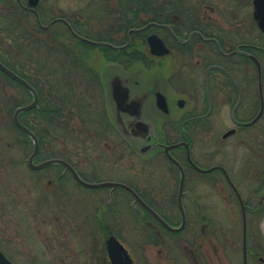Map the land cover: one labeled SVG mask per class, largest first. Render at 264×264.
Returning a JSON list of instances; mask_svg holds the SVG:
<instances>
[{"label": "rangeland", "instance_id": "374dc122", "mask_svg": "<svg viewBox=\"0 0 264 264\" xmlns=\"http://www.w3.org/2000/svg\"><path fill=\"white\" fill-rule=\"evenodd\" d=\"M75 2L62 0L61 6L65 12L83 7ZM111 7L114 6L105 2L96 3V18L85 21L96 30V33H90L92 29L87 28L88 38L104 35L105 28L109 22L112 23L104 18L105 13L111 12ZM49 22L46 21L47 24ZM9 23L7 18L0 19V57L17 63V69L31 77L40 74L41 80L33 79L34 83L40 87L46 85V81L51 87L54 85L57 102L59 105L64 102L68 112L72 113L71 116L65 115L64 126L55 130L56 135L46 142L43 157L37 161L64 156L89 182L119 180L148 192L149 196L145 198L173 226H177L180 211L170 205V184L173 180L169 179L173 178L171 175L174 173L170 163L162 154L143 156L139 148H130L116 132L101 131L102 118L106 120L108 117L94 106L92 110L89 109L90 98L83 89H76L72 93L70 87L76 88V84L64 82L62 74L65 69L55 62L60 55L55 38L48 41L45 59L43 54L40 56L44 52L41 48L25 42V28H11ZM60 30H64V34L71 39L66 28L60 25L53 26L48 35L53 33L55 36ZM18 52L21 58L14 62L13 56ZM261 59L264 66V54ZM30 60H35V63L26 66ZM54 70L59 71V75L50 81L43 78L44 74ZM30 102V94L0 72V248L13 263L105 264L102 253L98 251L109 233L113 232L128 249L134 264H193L185 249L186 243L202 242V228L208 225L205 232H214L213 242L218 249L201 252V264H243L241 207L221 174L190 172L185 179V187L190 193L185 199L187 229L181 233L159 229L162 238L158 239L144 223L146 214L134 204L133 198L125 190L118 189V192L125 194L111 198L117 208L110 210L112 207H105L109 200L107 194L103 196L101 189L81 186L70 174L62 176V168L30 169L27 160L33 148L24 143V138L17 133L13 124L14 110ZM193 103L194 100L192 106ZM225 109L226 114L230 115L231 107ZM223 134L192 133L194 159L202 167L222 165L229 171L242 200L253 208L247 214L248 264H264V134L252 133L255 140L251 148L240 146L237 137L220 143ZM173 179L176 186L178 177ZM102 209L110 212L105 221L108 227L103 229L94 220V217L97 221L102 218ZM75 214L79 216L78 222L74 221ZM94 237L96 240H93Z\"/></svg>", "mask_w": 264, "mask_h": 264}, {"label": "flooded vegetation", "instance_id": "af4514ba", "mask_svg": "<svg viewBox=\"0 0 264 264\" xmlns=\"http://www.w3.org/2000/svg\"><path fill=\"white\" fill-rule=\"evenodd\" d=\"M60 1L0 0V19L7 18L11 28H25V42L41 48L44 52L40 56L43 54L45 59L48 41H54L55 38L60 53L55 62L61 67L71 66L74 69L71 82L76 84V88H71L72 93L76 89H83L90 98L89 109L94 106L109 118H102L103 122L99 126H102L101 131L116 132L130 148H139L143 156L152 154L156 157L162 154L170 163L174 169L171 176L178 177L179 181L175 188V179H169L173 180V184H170V205L180 211L181 197L187 218L181 232L185 231L188 225L185 199L190 195L185 187V179L190 172L207 175L219 173L228 183L221 170L202 173L191 164L192 161L203 170L224 167L214 165L205 168L196 162L192 133L224 132L220 143L230 137H237L240 146L250 148L254 147L255 140L252 133L264 134V66L261 59L264 54V32L256 19V0H75V4H82L83 7L72 12H65ZM100 2L114 6L104 16L106 21L112 23L109 22L103 36L98 34L96 38H88L87 28L92 29L90 33H96V30L85 21L96 18L95 5ZM47 20H50L48 24ZM127 20H135V23L129 26ZM54 21L56 23L47 28ZM55 25L66 28L71 39L64 34V30L55 33V36L53 33L48 35ZM65 38L72 45L65 44ZM69 46L75 59L73 61L64 57ZM160 48L166 49L167 53H153L154 49ZM18 53L13 56L14 62L21 58ZM252 57L258 58L262 65V97L258 71ZM33 63L35 60L27 61L26 66ZM13 66L17 67V63H13ZM97 98L99 100L95 101ZM229 106L231 112L227 115L225 108ZM102 114L100 117H103ZM68 162L87 181L71 161ZM55 168H62V176L70 174L77 182L65 168ZM104 182L127 185L172 225L145 198L149 196L148 192L119 180ZM99 189L104 192L103 196H109L107 204L105 200V207H112L110 210L117 208L111 198L125 194L118 192V189L123 188ZM129 196L132 197L131 194ZM135 205L146 214L144 223L156 233L158 239L162 238L159 229L170 232L141 203ZM252 209L245 203L246 214ZM100 213V222L96 217L94 220L101 229L107 228L105 221L110 212L102 209ZM74 219L78 222V214H75ZM181 224L180 213V223L175 227ZM205 228L208 225L202 228V242L186 243L185 249L193 264H201V252L218 249L213 242L214 232L207 233ZM111 236L124 245L121 239L110 232L98 251L102 253L105 264H111L107 251V241Z\"/></svg>", "mask_w": 264, "mask_h": 264}, {"label": "water", "instance_id": "95a60500", "mask_svg": "<svg viewBox=\"0 0 264 264\" xmlns=\"http://www.w3.org/2000/svg\"><path fill=\"white\" fill-rule=\"evenodd\" d=\"M256 10H257L256 19L258 21L260 29L264 32V0H256ZM55 23H56V21L52 22L47 28H49L51 25H53ZM159 44L163 45V43H161V42ZM153 53H155L157 55H163V54L167 53V50L163 49V48H160L159 50L154 49ZM252 58L254 59V61L256 63V67H257V71H258V78H259V89H260V94L262 97L263 96L262 65H261V62L257 58H255V57H252ZM0 71L2 73H4L7 77H9L10 79L17 82L23 88H25L33 97V100L30 104L17 108L16 111L14 112V115H13V122H14L15 126L20 131H22L24 134H26L30 138L31 142L33 143V151L31 153L30 157L28 158V165L31 169L38 171V170L45 169L49 166L60 165V166H63L65 168V171H69L72 174V176L74 177V179L80 185H82L86 188H90V189H99V188H106V187L123 188V189L127 190L133 196V198L135 199L134 203H137V202L141 203L145 207V209L148 212H150L152 214V216L154 218H156L166 229H168L171 232H175V233H178L184 229L185 224H186V215H185V211L183 209L182 203H181V197L179 198V200H180L179 201V205H180L179 208H180V212L182 215V224L180 227L174 228V227L170 226L167 222H165V220H163V218H161V216L159 214H157L153 209H151L147 204H145L141 200V198L135 193V191H133L127 185L120 184V183H114V182L89 183V182L85 181L84 179H82L79 176V174L75 171V169L68 162H66L63 159H49V160H46L42 163L36 164L35 159L37 158L39 151H40L39 138L36 136V134L33 131H31L29 128H27L25 125H23L21 123L20 115L23 113L29 112V111L38 107L39 94L36 91V89L28 81H26L24 78L20 77L18 74L13 72L11 69H9L7 66H5L1 61H0ZM256 120H254V122ZM167 154H168V152H167ZM168 156H170V155L168 154ZM171 159L177 166H179L181 168V165L176 160H174L173 158H171ZM189 159H190V155H189ZM191 164L195 167L196 170H198L202 173H211V172L216 171V170H221L225 174V177H226L229 185L233 188L234 192L236 193L237 198L241 204L242 215H243V262H244V264H248V257H247V215H246V210H245V204L242 200V197H241L239 191L237 190V188L235 187V185L231 181L229 174L227 173L225 168L220 167V166H216V167L210 168L208 170H203V169H200L197 166H195L192 161H191ZM183 183H184V176L182 175L181 187H183ZM263 183H264V180H263ZM262 202H264V197H262ZM107 251H108V256H109L111 264H134L133 259L131 258L127 249L114 236H111L107 241ZM0 264H13L1 249H0Z\"/></svg>", "mask_w": 264, "mask_h": 264}, {"label": "trees", "instance_id": "16d2710c", "mask_svg": "<svg viewBox=\"0 0 264 264\" xmlns=\"http://www.w3.org/2000/svg\"><path fill=\"white\" fill-rule=\"evenodd\" d=\"M134 23H135V20H127V25H129V26L130 25L132 26ZM9 25H11V23H9ZM15 27H16V24H15ZM68 43L70 45H72L71 42L68 41ZM65 44H67V42ZM262 56H263V54H262ZM64 57H67V60H70V61L75 60L70 46L66 47V52L64 53ZM0 61L3 64H5L8 68H10L12 71L17 73L19 76H21L22 78H24L25 80L30 82L36 88V90L38 91V93L40 95L39 107L21 115L22 123L26 127H28L30 130H32L37 135V137L39 138L40 146H41L40 153H39V156L37 159V160H39L40 157H43L46 142L49 141V139L51 137H54L56 135L55 130L58 131L59 126H61V127L64 126L63 119L65 118V115L71 116L72 113L70 111L68 112V109L65 106L64 102H62L63 105H59V103L57 102L58 99L55 96L56 93H54V85H53V87H51L50 83L48 81H46L47 82L46 85H43L41 87L34 83L33 79H35V81L41 80L40 74L38 75V73H37L35 76L32 75V77H31L27 73L19 71L17 69V67L13 66V63L6 61V59H3L2 57H0ZM51 69H53V68H51ZM64 69H65V73L62 74L64 77L63 80H65L64 82L69 85V83L71 82L69 80H71L73 75H74L73 74L74 69H72L71 66L68 68H64ZM58 72H57V70L51 71L50 73L44 74L43 78L44 79L47 78V80L50 81V80H52L53 77H56V75H59ZM71 85H72V83H71ZM71 88L72 87H70V90L72 92ZM65 112H68V113L65 114ZM84 125H85V127H88L87 124L84 123ZM14 128L17 131V133L24 138V140H25L24 143L26 145L32 146V142H31L30 138L28 136H26L25 134H23L15 126H14ZM61 158L65 159L64 156H61ZM65 160L70 161L69 159H65ZM156 236L157 235L155 233V237Z\"/></svg>", "mask_w": 264, "mask_h": 264}]
</instances>
